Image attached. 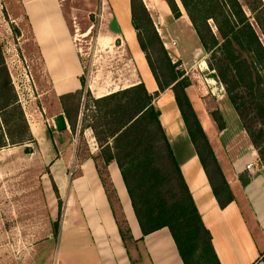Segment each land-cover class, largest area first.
Returning <instances> with one entry per match:
<instances>
[{"label": "crops", "instance_id": "1", "mask_svg": "<svg viewBox=\"0 0 264 264\" xmlns=\"http://www.w3.org/2000/svg\"><path fill=\"white\" fill-rule=\"evenodd\" d=\"M108 1V5L114 8L118 32H109L108 41L99 44L105 47L110 45L111 40L113 44L120 41L118 50H127L131 70L124 86L121 80L101 85L91 76L87 88L93 96L100 98L143 83L148 94L153 95L158 92V88L148 66L141 59L136 31L131 26L130 0ZM17 3L31 45L49 84L38 96L51 95L56 98L57 104L53 113H46L41 107L27 115L22 95L13 77H10L33 143L0 150V210L13 208L12 178L15 161L13 153L9 154L8 151H16L21 147L30 152L34 145L42 163L49 167L52 179L43 185V192L50 204L52 222H55L52 218L53 210L57 214V200L62 202L56 246L69 233L73 239L70 248L65 249L59 245L57 254L49 251V264H183L167 228L145 236L141 234L120 171L114 162L104 166L100 160L104 167L102 174L94 159L97 155L92 152L91 156L75 164L69 161L70 167L59 155L57 144H64L62 140L67 137L74 141L78 136L80 121L73 135L57 98L81 90L79 79L83 76V68L58 0H17ZM201 65L205 66V62L202 61ZM186 92L192 104L190 89H186ZM152 105L160 113L161 127L201 221L210 234L218 263L264 264V164L259 160L237 117L235 122L227 123L226 113L223 116L221 110L224 126L219 130L210 116L200 114L192 106L232 194L233 200L220 208L210 178L189 139L172 91L167 89L158 92ZM59 115L64 118L66 128L63 131L56 130L55 125L53 127L51 124ZM28 116L31 117L30 121ZM201 118L205 119L206 125L203 126ZM17 155L18 159L24 160L23 153L21 157ZM247 164H251L249 171L245 169ZM22 172L24 169H21ZM241 178L247 179L245 185L241 184ZM26 192L29 193L28 189ZM52 238L48 234L47 242L53 241Z\"/></svg>", "mask_w": 264, "mask_h": 264}, {"label": "trees", "instance_id": "2", "mask_svg": "<svg viewBox=\"0 0 264 264\" xmlns=\"http://www.w3.org/2000/svg\"><path fill=\"white\" fill-rule=\"evenodd\" d=\"M165 1L173 16L178 18L180 14L174 0ZM179 1L200 47L208 55L210 67L225 86L229 103L240 118L259 160L264 161L260 151L264 139V46L255 30L256 27L264 37V3L262 0ZM244 7L251 16L246 14ZM130 16L137 43L158 92L172 91L189 139L210 178L213 194L219 207L224 208L233 200L232 194L187 95L188 79L171 63L140 0H130ZM79 81L81 90L58 97L73 135L85 88L83 76ZM158 92L150 95L140 83L93 99L92 122L85 126L82 119L78 130H91L104 166L110 162L117 165L143 236L167 228L183 264H219L210 234L201 221L161 127L160 113L152 105ZM250 110L261 124L257 131L245 121ZM213 119L222 130L220 117ZM28 143H33V139L0 45V150ZM26 152L29 151L26 149ZM246 183L247 179L241 178V184ZM51 228L52 236L56 237L57 222H53ZM120 234L123 236L122 232Z\"/></svg>", "mask_w": 264, "mask_h": 264}, {"label": "rangeland", "instance_id": "3", "mask_svg": "<svg viewBox=\"0 0 264 264\" xmlns=\"http://www.w3.org/2000/svg\"><path fill=\"white\" fill-rule=\"evenodd\" d=\"M58 1L73 47L83 68L85 88L81 95L78 121L83 119L85 120L84 125L88 126L92 122L94 113L92 100L97 99L87 88L89 77H95L101 85L121 80L123 82L121 85L124 86L127 84L124 81L129 78L131 70V63L128 60L130 57H128L127 50H118L120 41L113 44L111 40L110 45L105 47L99 44L108 41L109 32H118L114 8L111 4L108 5V0ZM140 1L171 63L175 64L176 70L181 71L188 79L187 90L190 89L193 102L191 105L200 114L210 116L214 123V116L220 117L223 123V117L220 114L222 110L223 116L226 113L227 123L235 122L237 117L242 127L240 118L225 94V86L217 79L215 71L210 67L208 55L200 47L180 1L178 0L179 5L174 0L180 14L178 18L173 16L165 0H151L150 3L145 0V3L143 0ZM244 10L248 16H251L246 7ZM250 21L253 24L251 18ZM209 25L213 33L217 35L211 21ZM255 30L264 46V37L256 27ZM0 45L9 76L13 77L22 95L27 115H31L37 108L40 110L41 107L46 110V113H53L57 104L56 98L51 95L38 96L42 90L49 87V84L39 57L31 45L29 32L17 0H0ZM139 50L141 51L140 48ZM141 59L147 66L143 52ZM202 61L205 62V66L201 65ZM246 115L247 124L252 130L257 131L261 124L255 120L251 110ZM28 118L30 121L31 117L28 116ZM201 122L203 126L206 125L204 118H201ZM263 140H261L260 151L264 158ZM62 141L64 144H57L58 149H55L59 150V155L63 157L68 167L71 165L69 161L75 164L91 156L92 152L97 155L94 159L100 166L99 171L104 173L100 148L90 129H82L74 141L70 137ZM17 149L8 151L9 154L13 153L15 161L12 178L13 208L0 210V264H49L47 259L49 251L57 254L59 245L65 249L70 248L71 240L73 242L72 235L67 234L57 246L56 237L52 238L53 241L47 242V235H52L51 224L54 222L50 219V204L46 199V193L43 192V185L52 181L49 176V167L42 163L34 145L30 152H26L21 147ZM22 153L24 154L23 161L18 159L17 155L21 157ZM71 156L74 157L71 158ZM261 163L264 164V161ZM21 169H24V172L21 173ZM8 180L10 185V177ZM214 182L217 183L216 180ZM27 189L28 194H26ZM61 208L62 202L57 200V214L53 210L52 218L59 227ZM78 258L80 259L79 254Z\"/></svg>", "mask_w": 264, "mask_h": 264}, {"label": "water", "instance_id": "4", "mask_svg": "<svg viewBox=\"0 0 264 264\" xmlns=\"http://www.w3.org/2000/svg\"><path fill=\"white\" fill-rule=\"evenodd\" d=\"M53 123L55 125L56 130L58 131H63L66 128L64 118L61 115L55 117V119L53 120Z\"/></svg>", "mask_w": 264, "mask_h": 264}, {"label": "built area", "instance_id": "5", "mask_svg": "<svg viewBox=\"0 0 264 264\" xmlns=\"http://www.w3.org/2000/svg\"><path fill=\"white\" fill-rule=\"evenodd\" d=\"M165 46V45H164ZM173 46V45H172ZM46 124H48V123H46ZM51 124H52V126L54 127V123L51 121ZM245 169L246 170H250L251 169V164H247L246 166H245Z\"/></svg>", "mask_w": 264, "mask_h": 264}]
</instances>
